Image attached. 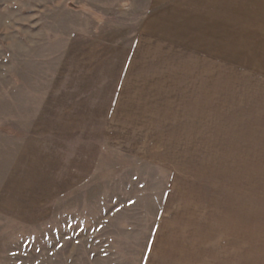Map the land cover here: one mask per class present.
<instances>
[{
    "label": "rangeland",
    "instance_id": "374dc122",
    "mask_svg": "<svg viewBox=\"0 0 264 264\" xmlns=\"http://www.w3.org/2000/svg\"><path fill=\"white\" fill-rule=\"evenodd\" d=\"M0 264H264V0H0Z\"/></svg>",
    "mask_w": 264,
    "mask_h": 264
}]
</instances>
